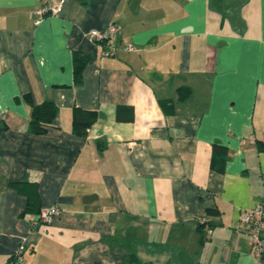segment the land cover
<instances>
[{"label":"crops","instance_id":"1","mask_svg":"<svg viewBox=\"0 0 264 264\" xmlns=\"http://www.w3.org/2000/svg\"><path fill=\"white\" fill-rule=\"evenodd\" d=\"M59 1L35 24L42 0H0V264L23 238L29 264H264L240 222L264 202V0ZM30 99L59 107L43 134Z\"/></svg>","mask_w":264,"mask_h":264},{"label":"built area","instance_id":"2","mask_svg":"<svg viewBox=\"0 0 264 264\" xmlns=\"http://www.w3.org/2000/svg\"><path fill=\"white\" fill-rule=\"evenodd\" d=\"M43 6L34 10V23L39 24L48 15H58L63 9V2L59 0H42ZM123 25L119 22H110L102 29L93 28L88 31L89 39L105 46L103 55H115L117 48L110 44L112 37L121 32ZM127 51L136 50L133 43L124 45ZM65 208L60 205L44 207L36 219H32L33 225L49 224L57 216L64 212ZM240 222L246 225L251 241L252 252L257 259L264 257V202L258 203L252 208L244 209L240 214ZM199 223L203 225L205 235H211V227L206 217H200ZM26 240L23 238L22 243L16 249L11 264H29L24 259L26 249Z\"/></svg>","mask_w":264,"mask_h":264},{"label":"trees","instance_id":"3","mask_svg":"<svg viewBox=\"0 0 264 264\" xmlns=\"http://www.w3.org/2000/svg\"><path fill=\"white\" fill-rule=\"evenodd\" d=\"M90 57L81 51L75 52V80L80 83L82 80L83 70L89 61ZM31 118L29 122L30 130L35 134H43L48 128L55 125L59 114V107L52 100H45L41 103H32ZM97 119V112L94 110H82L75 108L73 112V129L81 135H87L90 126ZM215 150H227L226 147L215 144ZM222 149V150H221ZM22 181L15 182L16 186H21ZM200 229L204 231L203 225L200 224Z\"/></svg>","mask_w":264,"mask_h":264}]
</instances>
